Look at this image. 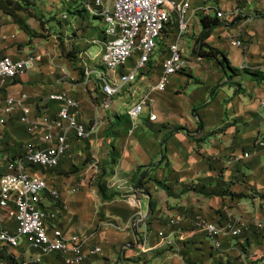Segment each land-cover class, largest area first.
Instances as JSON below:
<instances>
[{
  "label": "crops",
  "instance_id": "0c3cea01",
  "mask_svg": "<svg viewBox=\"0 0 264 264\" xmlns=\"http://www.w3.org/2000/svg\"><path fill=\"white\" fill-rule=\"evenodd\" d=\"M228 5L225 0H193L192 9L212 8L210 18L223 28L213 29L202 41L204 15L191 13L189 30L206 48L227 55L236 70L233 77L221 55L187 60L189 69L174 76L166 92L154 95L152 111L158 120L151 123L145 111L132 123L128 110L158 83L169 50L155 64L154 53L137 83L125 88L105 111L99 79L94 76L87 85L80 76V71L102 73L112 82L124 72L107 73L100 62L101 71L99 58H92V51L101 53L107 42L105 23L78 0H0V57L42 58L0 91V113L8 97L26 95L34 113L55 117L62 106L50 97L66 93L79 103L78 120L92 132L86 141L69 135L71 151L55 170H33L61 193L59 203L46 195L41 204L45 211L58 213L52 226L66 236L84 238L85 251L101 249V255L86 264H264V230L235 240L225 237L222 249L215 250L210 238L192 225L193 218L200 217L222 226L229 216L246 225L264 223V80H234L246 71L264 75V13L258 4L256 15L245 13L244 27H232V21L218 19L215 13L226 12L222 7ZM233 37L242 38L243 47L233 46ZM0 132L14 158L32 140L17 115ZM88 157L106 167L107 177L118 185L109 194L120 197L104 201L89 183L81 182L89 169H75ZM5 172L0 166V177ZM175 220L179 227L170 225ZM8 228L15 231L14 223ZM7 256L32 260L38 253L21 240L20 248ZM43 264L65 263L55 254Z\"/></svg>",
  "mask_w": 264,
  "mask_h": 264
},
{
  "label": "built area",
  "instance_id": "2783aa9c",
  "mask_svg": "<svg viewBox=\"0 0 264 264\" xmlns=\"http://www.w3.org/2000/svg\"><path fill=\"white\" fill-rule=\"evenodd\" d=\"M92 15L100 18L107 26L105 33L107 42L99 57L101 63L110 74L124 71L117 81H110L102 73L88 72L85 83L89 85L92 77L101 82L105 96L103 108L111 109L112 102L127 87L137 83L142 71L146 70L157 49V42L168 25H176L174 16L178 18V37L169 49L170 56L163 62L162 73L158 83L152 86L141 99L127 112L132 123L137 122L145 111L149 113V121L158 120L153 113L154 95L166 92L174 76L185 73L189 62L180 47V40L189 30L188 14L202 13L203 17L212 16L210 7L192 9L193 0H78ZM250 3V0H248ZM218 19L233 21L245 17L244 11L215 12ZM190 16V15H189ZM248 19L241 24L244 27ZM170 29V28H169ZM231 44L243 47L241 38L233 37ZM42 61L41 57L29 56L25 60L15 61L9 57H0V91L19 77L26 75ZM131 61L133 68L126 71ZM28 96L8 97L0 113V130L8 125V121L18 116V122L32 138L18 157H11L3 143L0 132V166L6 172L0 177V264H43V259L50 255H59L65 264H86L94 256L101 255L100 248L85 251L86 240L79 236H66L61 230L52 226L58 213L45 211L41 204L46 195L55 203L61 201V193L50 189L48 182L34 175L33 170H55L60 162L68 157L71 146L69 135L73 133L78 141H86L92 135L78 120L79 103L66 93L53 95L50 101L62 106L55 117L34 113L28 105ZM264 106V103H263ZM136 127H133L135 130ZM264 147V142L260 143ZM132 207L137 208L135 199L130 200ZM14 223L15 231L8 228ZM172 227H179V221H172ZM192 225L198 232L210 238L215 250L222 249V239H240L253 230H264V223L246 225L242 220L229 216L222 226L195 217ZM166 241L163 233L159 234ZM26 240L29 247L38 253L32 260H13L7 253L20 248V241ZM147 242V238L144 239ZM9 258V259H7Z\"/></svg>",
  "mask_w": 264,
  "mask_h": 264
},
{
  "label": "rangeland",
  "instance_id": "374dc122",
  "mask_svg": "<svg viewBox=\"0 0 264 264\" xmlns=\"http://www.w3.org/2000/svg\"><path fill=\"white\" fill-rule=\"evenodd\" d=\"M226 4H229L228 6L222 7V9H224L226 12H230V11H234L235 9H241L244 11V14L247 12V14H251V15H256L257 9H258V4H260L261 10L260 12L264 13V0H250V3L248 2V0H225ZM41 9V8H40ZM191 14V12H190ZM188 14V17L189 15ZM175 22H176V26L173 27V32H166L163 34V37L161 38V40H159L157 42V49L155 51V55L153 57V62L154 64L159 62L162 58L167 56V52L170 48V45L176 40V37L178 36V18L177 16H174ZM248 18L247 17H239L234 19L231 23H229L228 25H233L232 27L235 26H240L243 22H245ZM189 24V23H188ZM107 28V26H106ZM218 28H223L221 25H218L217 27H215L214 29H218ZM193 31H188L186 35H184V37L180 40V47L185 49V57L187 60L191 61V62H196L197 61V57H199L196 52L200 51L201 48H203L204 46L202 45V41H200V37H195V40L193 39ZM242 39V38H241ZM248 43L244 44L247 45ZM206 46V43H205ZM204 50L209 51L208 48L204 47ZM99 52L96 51H92V58H94L95 60H97V68L99 70L102 71V68L99 67L98 65H100L101 59L99 57V55H97ZM100 54V53H99ZM221 57V56H220ZM228 76L229 77H233V73L228 67L227 65L225 66ZM81 69V68H80ZM243 79H249V74L242 73L240 76H235L234 80L237 82L242 81ZM85 162H82L80 164V168H76L75 172H79L82 171V169L84 168H88L91 172V174H89V170L87 172H85L84 175V179L81 180V182L83 183H89V187L93 190H95L99 196L100 195V190L99 188L102 187L104 189V195H103V199L104 201H108L112 198H116V197H120L119 194H109L110 191L112 190H117V184L113 183V177H107L108 172L106 170V167L104 168L103 166H100V162H96L93 158L88 157L87 159H85ZM82 165V167H81ZM89 180V181H88ZM124 196H130V194H123ZM132 197V196H131ZM130 197V198H131ZM128 199V200H132V199Z\"/></svg>",
  "mask_w": 264,
  "mask_h": 264
},
{
  "label": "trees",
  "instance_id": "16d2710c",
  "mask_svg": "<svg viewBox=\"0 0 264 264\" xmlns=\"http://www.w3.org/2000/svg\"><path fill=\"white\" fill-rule=\"evenodd\" d=\"M201 23L204 27V33L202 34V41H205L206 38L209 37V35L211 34V31L218 26V20L217 19H212L210 17H203L202 20H201ZM169 28H171V25H168V28L164 30V33L166 32H169ZM203 46L205 47V44L203 43ZM204 47L200 49V51H197L196 54L200 57V58H204L206 56H213V57H218L219 55L222 56V60H221V63L223 65H227V67L234 73H236V70L233 69L230 65V62L228 61V58H227V55L225 53H222L216 49H213V48H209V51H206L204 50ZM80 76L82 77H85V73L84 71H80ZM247 74H249V76H251L253 79H257V78H260L261 81L264 80V75L261 74V73H253V72H250V71H246ZM231 78V77H230ZM21 155V154H20ZM20 155H17L15 157H18ZM38 170V169H36ZM33 173H35L33 171ZM143 188V182H139V189ZM100 190V195L101 197L103 198V195H104V189L102 187L99 188ZM193 191H196L195 188H192ZM216 196H221L219 194H215ZM235 198H238V199H244L245 197L244 196H236ZM154 210V204L153 202L151 203V213L153 212Z\"/></svg>",
  "mask_w": 264,
  "mask_h": 264
}]
</instances>
